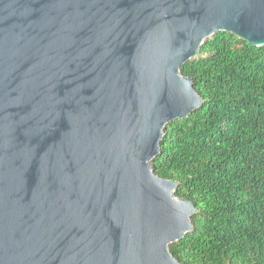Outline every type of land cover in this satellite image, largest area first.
Masks as SVG:
<instances>
[{"label": "water", "instance_id": "1", "mask_svg": "<svg viewBox=\"0 0 264 264\" xmlns=\"http://www.w3.org/2000/svg\"><path fill=\"white\" fill-rule=\"evenodd\" d=\"M219 31L264 46V0H0V264H183L151 161Z\"/></svg>", "mask_w": 264, "mask_h": 264}, {"label": "trees", "instance_id": "2", "mask_svg": "<svg viewBox=\"0 0 264 264\" xmlns=\"http://www.w3.org/2000/svg\"><path fill=\"white\" fill-rule=\"evenodd\" d=\"M182 73L202 103L166 125L151 161L196 207L169 251L183 264H264V46L219 31Z\"/></svg>", "mask_w": 264, "mask_h": 264}]
</instances>
